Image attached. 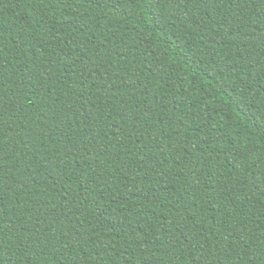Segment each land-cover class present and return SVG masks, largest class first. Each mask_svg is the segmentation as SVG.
<instances>
[{
	"label": "trees",
	"instance_id": "trees-1",
	"mask_svg": "<svg viewBox=\"0 0 264 264\" xmlns=\"http://www.w3.org/2000/svg\"><path fill=\"white\" fill-rule=\"evenodd\" d=\"M4 264H264V0H0Z\"/></svg>",
	"mask_w": 264,
	"mask_h": 264
},
{
	"label": "snow or ice",
	"instance_id": "snow-or-ice-1",
	"mask_svg": "<svg viewBox=\"0 0 264 264\" xmlns=\"http://www.w3.org/2000/svg\"><path fill=\"white\" fill-rule=\"evenodd\" d=\"M0 264H4V261L2 258H0Z\"/></svg>",
	"mask_w": 264,
	"mask_h": 264
}]
</instances>
